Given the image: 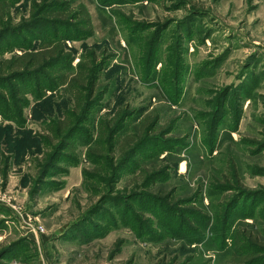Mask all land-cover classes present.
Returning a JSON list of instances; mask_svg holds the SVG:
<instances>
[{"label":"rangeland","instance_id":"rangeland-1","mask_svg":"<svg viewBox=\"0 0 264 264\" xmlns=\"http://www.w3.org/2000/svg\"><path fill=\"white\" fill-rule=\"evenodd\" d=\"M2 3L0 264H264V0Z\"/></svg>","mask_w":264,"mask_h":264},{"label":"trees","instance_id":"trees-1","mask_svg":"<svg viewBox=\"0 0 264 264\" xmlns=\"http://www.w3.org/2000/svg\"><path fill=\"white\" fill-rule=\"evenodd\" d=\"M4 0H0V6H3L2 3ZM5 32L3 33H0V37L4 34ZM46 43V42H45ZM51 45V44H49ZM64 56V49H63V44L62 43H59L57 45V47L55 46H49L48 45H45L44 47H40V50L39 52L37 53H29V54H25L24 56L20 57L18 60H20L22 62V64H30L33 60H35L36 58H41L43 60H52V58L54 57H57V59L60 61L62 60ZM85 71H86V68H85ZM81 72L79 73V75H75V77L69 81H65V83L67 84V86L71 89L74 87V85L76 83H79L81 80ZM84 77V76H83ZM8 251V250H7ZM6 253V251L4 250L3 252H1L0 256L1 255H4Z\"/></svg>","mask_w":264,"mask_h":264},{"label":"built area","instance_id":"built-area-1","mask_svg":"<svg viewBox=\"0 0 264 264\" xmlns=\"http://www.w3.org/2000/svg\"><path fill=\"white\" fill-rule=\"evenodd\" d=\"M34 231H35V232H36V231L43 232V228H42V227H40V228H35Z\"/></svg>","mask_w":264,"mask_h":264}]
</instances>
